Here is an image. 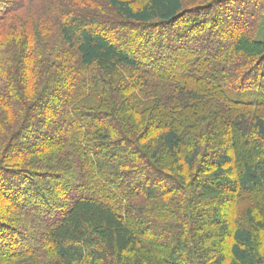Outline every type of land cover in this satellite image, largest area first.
I'll return each mask as SVG.
<instances>
[{
	"label": "trees",
	"instance_id": "obj_1",
	"mask_svg": "<svg viewBox=\"0 0 264 264\" xmlns=\"http://www.w3.org/2000/svg\"><path fill=\"white\" fill-rule=\"evenodd\" d=\"M263 18L264 0H0V264H207L197 200L227 245L211 264H264Z\"/></svg>",
	"mask_w": 264,
	"mask_h": 264
},
{
	"label": "rangeland",
	"instance_id": "obj_2",
	"mask_svg": "<svg viewBox=\"0 0 264 264\" xmlns=\"http://www.w3.org/2000/svg\"><path fill=\"white\" fill-rule=\"evenodd\" d=\"M243 7V6H242ZM235 8L234 7H232V6H228V7H226V8H220V9H218V11L217 12H220L219 14H221V16L223 15V16H225V17H232V15H234L237 11L236 10H234ZM220 10V11H219ZM242 10V9H241ZM223 13H227V15L226 14H223ZM229 15V16H228ZM220 19H222V18H218V20H220ZM234 22V23H233ZM241 22V21H240ZM262 23H260L261 24V27H260V34H262V35H264V18H263V20L261 21ZM232 23V24H231ZM236 24H238V22L237 21H230V23H229V25H231V26H234V25H236ZM199 32L197 31V34H198ZM229 33V32H228ZM200 35L202 34V35H204L203 34V32L202 33H199ZM228 35L229 34H227L226 35V37L228 38ZM193 56V55H192ZM195 58V57H194ZM260 72L261 71H259V74H260ZM252 99V101L254 100V98H251ZM38 118V117H37ZM42 119V117L41 118H39V120H41ZM33 124H34V126H36V121H34L33 122ZM39 129V127L38 128H35L34 127V132H37V134H35V136H34V138L31 140V141H33V140H37V139H41V135L42 134H40L38 131H40V130H38ZM220 129H221V131H220ZM220 129H218L217 130V132L218 133H220V132H222V135L220 136V139L222 140V142L219 144L218 143V145H214L213 146V148H212V151H211V155H219L220 154V152H221V150L223 149V145H225L226 143H225V135L227 134V131H226V129H227V125L226 126H221L220 127ZM26 142V140L25 141H23V143H25ZM210 160V159H209ZM165 161H166V159H165ZM168 161V160H167ZM206 162H209V161H206ZM206 162H204V163H206ZM207 165H203V167H202V170L204 169V171H202V175L204 176L205 174L204 173H206L207 171H208V169L210 168L209 167V165H208V163H206ZM167 165V162H165V164L163 165V166H166ZM164 168V167H163ZM202 176V177H203ZM201 177V178H202ZM18 178V176L17 175H9V178L7 179V180H5V179H3L5 182H7V184L8 183H10L11 182V180H15V179H17ZM2 180V181H3ZM37 180V182H39V180L38 179H36ZM77 185V182L75 181L74 182V184L71 186L70 185V189L68 190V191H64V194H63V192L62 191H60L59 189H57V188H54L53 187V185H44V186H41V185H38V186H41L42 188H45L48 192H50L51 194V196L52 197H54V198H59L61 201H64L65 199H67L69 196H71L72 195V191L71 190H73V188H75V186ZM34 188H32L31 187V189L29 188V190L27 191V194H32L33 193V190ZM12 193V192H11ZM16 196V195H15ZM18 196V195H17ZM21 197V198H20ZM20 197H17L18 199H14V200H12V201H14V203H22L23 201H22V198H24L22 195H20ZM7 199L8 197H5L4 196V194H2L1 192H0V199ZM20 200V201H19ZM57 201V200H56ZM228 201L229 200H224V199H222V200H217L216 202H212V203H210L209 204V206H210V208H214L215 210H219L220 212H219V214H220V218H222V219H225V216H226V212H227V206H228ZM3 202H1L0 201V204H2ZM47 207V206H46ZM207 207V205H206V203L205 202H203V201H200V200H197V204H196V209H197V214H199L200 216H201V218H203L204 220H205V223H203V224H199V226H197L198 227V238H200V239H202V238H205V242H206V246L207 247H211V245L214 243L215 244V246L213 247V249H212V251H210L209 253H208V257H207V259H208V261H207V264H211V263H213L214 262V260H215V258H217L218 257V255H220L222 252H224V253H226L227 252V248H226V241H221V242H219L213 235H212V232L215 230V226L214 225H212V224H209L208 223V218H207V216H206V214H205V212L203 211V210H205V208ZM39 208V207H38ZM49 208H51V209H53V208H55V205H53V204H50V206H49ZM42 209H45L44 207H43V205H42V207H40V210H42ZM54 211H55V209H54ZM55 213L56 212H54L53 213V216H55ZM0 223H1V221H0ZM5 223V222H4ZM15 226V225H14ZM18 228V227H17ZM19 229V228H18ZM133 229L136 231V233L137 234H141V233H143V232H145V229H144V227L143 226H141V225H139V224H137V223H135L134 224V227H133ZM8 231H9V229H7ZM1 231V230H0ZM12 231V230H11ZM17 232H19V233H21V235L23 234V236H24V233H25V231L22 229V228H20ZM11 234V232H6L5 233V235H10ZM12 237L13 238H15L16 240H17V242H16V244H18L19 242H21L22 241V239L20 238V235H12ZM23 241H25V239L23 240ZM155 243V242H154ZM154 243H153V246H154ZM162 251L159 253V255H157V258H162V257H164L162 254Z\"/></svg>",
	"mask_w": 264,
	"mask_h": 264
}]
</instances>
